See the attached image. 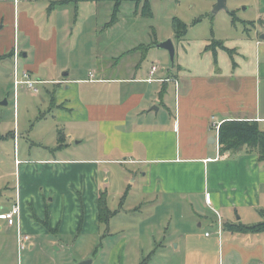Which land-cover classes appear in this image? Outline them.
Returning a JSON list of instances; mask_svg holds the SVG:
<instances>
[{"label":"crops","instance_id":"1","mask_svg":"<svg viewBox=\"0 0 264 264\" xmlns=\"http://www.w3.org/2000/svg\"><path fill=\"white\" fill-rule=\"evenodd\" d=\"M61 1L65 0H0V62L10 60L15 71L17 48L19 75L28 71L39 85L58 93L50 110H60L66 149L80 154L83 148V134L74 130L86 127L97 137L91 157L84 151L81 157L15 160L16 198L8 210L1 208L0 215L18 202L20 226L11 227L0 218V232L2 223L5 232H14L18 256L19 228L29 237L25 250L61 251L68 247L63 239L73 235L105 239L99 199L103 193L113 217L118 216L120 210H113L109 200L113 185L119 183L124 198L133 191L146 203L161 200V208L170 209L159 221L156 208L147 214L150 240L163 239L164 250L190 247L207 256L212 248L223 254L218 264H264V231L238 233L225 228L262 223L264 161L246 148L222 154L215 125L256 121L264 131V34L258 26L254 25L255 35L222 42L233 53L217 47V64L214 50L209 49L213 41L194 48L182 40L176 49L172 39L177 63L167 69L158 65L159 72L151 76L154 62L145 64L150 51L145 57L133 50L150 46L152 40L137 38L124 49L116 47L110 35L120 18L106 31L113 3L111 7L79 2L50 10ZM106 38L112 44L102 52L86 56L78 51L83 41L97 47L105 45ZM111 166L117 169L114 176ZM210 211L217 220L209 219ZM207 224L217 226L218 236L205 233L207 241L200 243V231ZM168 232L173 236H166ZM259 236L262 243L257 242ZM126 241L125 237L118 241L110 261L119 257ZM4 253L6 246L0 242V260Z\"/></svg>","mask_w":264,"mask_h":264},{"label":"rangeland","instance_id":"2","mask_svg":"<svg viewBox=\"0 0 264 264\" xmlns=\"http://www.w3.org/2000/svg\"><path fill=\"white\" fill-rule=\"evenodd\" d=\"M103 3L112 7L110 2ZM216 5L217 0H152L153 17L147 18L136 14L135 4L128 1L121 6L119 16L121 24L110 36L114 37L113 42L116 43V47L120 46L121 49L130 44L129 40L134 41L137 38L146 40V37H149L152 41H149L150 54L145 62L146 66H151L154 62V65L167 69L177 63L176 58L172 63L170 53L165 49L157 48L156 45L168 39L175 40L174 19L187 25V34L182 42L189 43L194 48L205 41L228 44L234 39L246 37L249 33L255 35V26H258L264 34V0H227V8L218 12H215ZM88 42L83 41L82 49L80 43L78 47V51L86 56L90 53L102 52L112 44L109 43L108 38L105 40V45L96 44L97 47L91 43L88 45ZM175 44L176 49L182 46L181 42L175 41ZM139 52L143 53V50ZM129 60V57L126 58L127 62ZM13 71L14 65L10 60L0 62V210L2 207L8 210L11 202L16 198L19 173L15 160L81 157L84 156L82 155L84 151L88 157H91L93 155L90 151L94 149L97 142V137L92 130L84 127L83 130H74L76 135L83 134L85 140L83 148L79 149L80 154L73 149L59 148L58 142L61 145L66 143V138L64 142L59 141V137L65 135L64 125H62L64 121L58 120L59 108L50 110L54 97H58V93L53 94L52 88L39 85L40 93L35 95L20 87L15 103ZM5 101L7 104H4ZM45 115L47 117L43 119ZM75 143L76 141H73V145ZM110 170L112 176L114 172H117L114 166H111ZM111 192L109 206L113 210L120 211L118 216L111 219L109 225L103 224L101 236H106L105 239L102 240L99 237L95 240L93 236L85 234L76 238L73 235L63 239L68 247H64L61 251L50 247H30L18 256L15 234L13 231L5 232L4 223H2L4 230L0 232V242L6 246V253L4 257L2 256L4 259L0 260V264L2 262L5 264H55V262L56 264H80L82 256L84 260H92L93 264H189L187 260L190 264H202V259L212 264L223 262V254L218 251L215 254L212 248L207 256H204L202 249H190V247H181L177 251L173 248L164 250L161 247L165 243L163 239L150 240L147 223L151 222V215L147 214L156 208L155 220L159 221L162 212L170 209L166 206L161 208V200L146 203L142 197L137 198L138 195L133 194V191L124 198V193H120L119 183L113 185ZM176 210L175 207L171 208V212L176 213ZM208 217L210 220H217L216 215L211 211ZM172 218L176 219L175 216ZM261 221H264V216L261 217ZM200 232L203 235L199 238L200 243L207 241V237H204L205 233L207 236L214 234H216L215 237L218 236L217 226L209 227L207 224ZM108 233L112 236L108 237ZM172 234L174 233L168 232L166 236L172 237ZM124 237L127 241L119 249V257L110 261L116 244ZM256 239H258L257 242L263 241L262 236Z\"/></svg>","mask_w":264,"mask_h":264},{"label":"trees","instance_id":"3","mask_svg":"<svg viewBox=\"0 0 264 264\" xmlns=\"http://www.w3.org/2000/svg\"><path fill=\"white\" fill-rule=\"evenodd\" d=\"M133 2L136 8V14H141L143 17L152 18L153 12L151 7L152 0H65L53 4L50 8L56 5L64 4H77L79 2H90V3H100V2H110L113 3L114 9L111 15L110 22L106 25V29L111 28L119 21V15L121 11V6L125 2ZM234 16V13H232ZM235 22V21H234ZM174 32H175V41L180 42L184 39L187 34V25L181 22L178 19H174ZM150 46H140L137 49L133 50L135 52L143 50L147 52ZM220 47L231 55L232 50L227 49L222 42L213 41L209 49L214 50V59L215 64H217V54L216 49ZM146 57V53H145ZM144 58V57H143ZM161 93V95H163ZM220 151L222 154L226 152L238 153L243 148H246L250 151H256L259 157V161H264V131L261 130L259 123L256 121H246V120H229L221 124L218 131ZM60 141H65L64 136L59 137ZM64 144H60L59 148H63ZM107 203V198L104 197L103 193L99 199V220L101 223L108 224L110 219L114 216ZM226 230L232 232H248V233H258L264 231V221L260 224L253 226H245L243 224H226Z\"/></svg>","mask_w":264,"mask_h":264},{"label":"built area","instance_id":"4","mask_svg":"<svg viewBox=\"0 0 264 264\" xmlns=\"http://www.w3.org/2000/svg\"><path fill=\"white\" fill-rule=\"evenodd\" d=\"M17 3L19 0H14ZM19 53L18 49L15 48L14 51V60H15V71L13 74L14 78V94H15V103L17 92L20 87L25 88L28 91H31L35 95L40 93L39 89V81L34 79L32 75L28 71H24L22 75H19L17 65H18ZM157 72H159V67L157 65H153L150 71L151 76H154ZM217 132L220 129L221 123H215ZM17 163H19L17 161ZM20 215H21V207L20 204L17 202L10 211L3 213L0 215V218L6 219L9 226H20ZM29 241V237L22 233L19 228V250L20 252L26 249V244Z\"/></svg>","mask_w":264,"mask_h":264},{"label":"water","instance_id":"5","mask_svg":"<svg viewBox=\"0 0 264 264\" xmlns=\"http://www.w3.org/2000/svg\"><path fill=\"white\" fill-rule=\"evenodd\" d=\"M226 1L227 0H217L215 12L226 9L227 8ZM262 38H264V36ZM156 47L159 49L167 50L170 53L172 63L175 62L176 49H175V45H174L172 39H168L164 42H160L156 45ZM4 104H7V101H5ZM92 263H93L92 260H84L80 264H92Z\"/></svg>","mask_w":264,"mask_h":264}]
</instances>
